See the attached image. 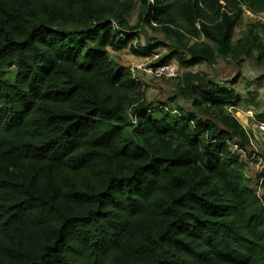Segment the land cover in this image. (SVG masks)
<instances>
[{"label": "trees", "instance_id": "trees-1", "mask_svg": "<svg viewBox=\"0 0 264 264\" xmlns=\"http://www.w3.org/2000/svg\"><path fill=\"white\" fill-rule=\"evenodd\" d=\"M242 4L264 13V0H0V264H264L252 130L229 110L243 100L187 70L264 56L252 30L232 41ZM146 30L133 52L164 46L153 65L182 67L164 99L108 52Z\"/></svg>", "mask_w": 264, "mask_h": 264}, {"label": "rangeland", "instance_id": "rangeland-1", "mask_svg": "<svg viewBox=\"0 0 264 264\" xmlns=\"http://www.w3.org/2000/svg\"><path fill=\"white\" fill-rule=\"evenodd\" d=\"M246 9L248 8L244 4H242V15L233 32L232 41H236L237 39L242 38L243 36L248 34L250 30H252L253 33L257 34L258 39L264 45V26L257 22V19L254 16H251L250 14L246 13ZM137 12L138 6L136 5L133 11L128 16V22L132 25L136 22ZM148 34L154 36L149 30L139 31L138 38L133 39L132 42L144 44ZM156 36L158 38H162L160 34ZM124 49L125 48L119 51H111L108 49L110 58H112L113 60L130 63L129 56H126L123 53ZM161 51L165 53L168 51V48L164 47L163 49H161ZM254 52L255 53H253L254 55L252 57L245 58L239 62H233L227 59L217 58L215 64L218 63V66L222 67L224 72H218V70L215 69L212 73V76L223 81L235 79L239 80L242 74V79H245L244 75L248 76L250 72L253 75L252 78H257L258 76H261L262 74H264V56L258 59L257 56L259 55V52L256 50ZM153 57L154 55H152V58ZM156 59L157 57L155 56L153 60ZM238 63L240 64L238 65ZM144 64L147 65L148 63ZM203 64L199 63V65L192 67L191 70H193L194 72H204V70H207L209 67ZM130 70L132 71V68ZM133 72L136 74L135 77L146 85L147 94L150 97L164 99L167 95H172L176 93V86L178 83L177 79L151 76L150 74L142 70H136ZM205 73L209 74L207 72ZM244 85L246 86H244L243 89L242 83H238V86L241 88L240 95L247 97H244L245 102L243 104H238L235 107L229 108V110L239 120H241L242 118H246L245 113H248V108L253 109L254 111L252 122H245L243 120L244 127L247 130H252V133H250L251 157L246 159L248 165H246L247 167L244 169L245 180L248 184H250V186H252L257 191L258 194L264 196V136L262 133H257L256 130H254L255 127L259 130V119H264V113L262 115L259 114V111L263 110L264 107V81L255 82V84L252 86V92L247 91L248 85L245 81ZM243 90H246V93L243 92ZM252 125H254L255 127ZM253 177H257L260 181L254 184L251 179Z\"/></svg>", "mask_w": 264, "mask_h": 264}, {"label": "crops", "instance_id": "crops-1", "mask_svg": "<svg viewBox=\"0 0 264 264\" xmlns=\"http://www.w3.org/2000/svg\"><path fill=\"white\" fill-rule=\"evenodd\" d=\"M137 43L138 42H131V48L129 47V46H127L125 49H124V51H123V53L126 55V56H129V60H130V63H128V62H122V63H124V64H126L127 66H129V68L131 69V68H133L136 64H143V65H146V64H144V63H148L147 65H152L156 60H153V58L156 56L157 58L163 53L162 51H161V49H163L164 48V46H160V47H158V49H156L155 51H153L152 53H145V52H143L144 54H141V55H138V54H135L134 52H133V48H135V47H137ZM145 45V43L143 44V43H140V46H144ZM133 53V54H132ZM152 55H154V57L152 58ZM203 64V63H202ZM240 63H238V65H239ZM197 65H199V63H196V64H194V65H192V66H189L188 68H187V70H191V68L192 67H194V66H197ZM203 65H205V64H203ZM219 64L217 63V64H214L212 67H209L207 70H204V72H207V73H209L208 75H209V77L211 78V79H214V80H220V79H217V78H215V77H213L212 76V73H213V71L216 69V70H218V72H224V70H223V68L222 67H219L218 66ZM191 71H193V70H191ZM253 77V75H252V73L250 72L249 73V75L248 76H246V75H244V78L245 79H242L243 78V74H242V76H241V78L238 80V79H235V82L234 83H231V81L232 80H225V82H228L227 84H229V85H231L232 86V88H234L239 94H241V92H240V87L238 86V83H242V87H243V89H244V86H246V85H244V81L247 83V85H248V87H247V91L248 92H252V86L255 84V82H258L257 81V78L259 77H257V78H252ZM247 80V81H246ZM221 81H223V80H221ZM243 92H245L246 93V90H243ZM241 96V95H240ZM244 97L245 98H247L246 96H241V98H242V100H243V102L241 103V104H243L244 102H245V100H244ZM263 104H264V101H263ZM240 105V104H239ZM229 108H232V107H229ZM247 111H248V113H245V117L246 118H242L241 120H239L242 124H244L243 123V120L245 121V122H247V121H249V122H252V119H253V113H254V111H253V109H247ZM264 113V107H263V110H260L259 111V114H263ZM264 124V119H259V122H258V125L259 124ZM244 126V125H243ZM252 126H254V125H252ZM255 127V126H254ZM254 130H256V132L257 133H261L260 132V129L258 130L256 127L254 128ZM252 179V182L254 183V184H256L258 181H260V180H258V178L256 177H253V178H251ZM260 183V182H259Z\"/></svg>", "mask_w": 264, "mask_h": 264}, {"label": "built area", "instance_id": "built-area-1", "mask_svg": "<svg viewBox=\"0 0 264 264\" xmlns=\"http://www.w3.org/2000/svg\"><path fill=\"white\" fill-rule=\"evenodd\" d=\"M246 13L250 14L251 16H254L261 25L264 26V13H254L249 9L245 10ZM139 71L142 70L151 76L155 77H165V78H177L182 73V67L175 61L170 60L166 63L157 64V65H143V64H137L132 68V74L133 76H136V74L133 71ZM260 132L264 136V124H259Z\"/></svg>", "mask_w": 264, "mask_h": 264}]
</instances>
